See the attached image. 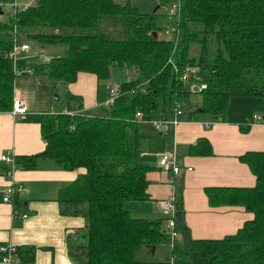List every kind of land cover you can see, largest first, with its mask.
<instances>
[{
	"label": "trees",
	"instance_id": "obj_1",
	"mask_svg": "<svg viewBox=\"0 0 264 264\" xmlns=\"http://www.w3.org/2000/svg\"><path fill=\"white\" fill-rule=\"evenodd\" d=\"M23 1L0 0L1 110H12L14 80L21 72L44 74L56 87L75 80L79 71L107 78L115 62L136 71L135 77L110 84L122 93L109 105V114L82 110L80 97L67 91L64 105L74 113L28 112L24 117L39 123L44 149L14 156L15 170L35 169L45 159L64 170L84 169L58 199L61 214L85 218L83 227L67 235L70 257L77 264H264V151L239 156L255 175L254 186L205 189L211 205H238L253 214L233 234L194 239L176 219L181 237L171 242L164 219L134 217L125 207L149 198L146 173L151 167L142 162L137 110L143 117L161 102L164 118L172 117L175 105H181L179 96L194 91L195 80L204 83L196 91L202 109L215 120L232 96L264 97V0H179L178 11L172 10L178 0H160V5L171 2L172 24L164 28L156 10L142 11L129 0ZM6 2L13 8L4 16ZM161 30L169 36H160ZM209 39L217 42L211 59ZM30 41L63 43L65 52L31 62ZM193 41L200 44L196 58L189 54ZM22 43L29 49L14 54V45ZM187 65H196L202 77ZM190 148L206 153L210 145L200 137ZM8 168L5 163L4 174ZM161 245L169 246L170 255L137 260L142 248ZM18 251L27 260L34 257L32 247Z\"/></svg>",
	"mask_w": 264,
	"mask_h": 264
},
{
	"label": "crops",
	"instance_id": "obj_2",
	"mask_svg": "<svg viewBox=\"0 0 264 264\" xmlns=\"http://www.w3.org/2000/svg\"><path fill=\"white\" fill-rule=\"evenodd\" d=\"M26 72H21L14 80V97L23 102L25 111L13 114L12 110L0 109V156L41 152L44 141L40 125L24 117L28 112L60 111L53 102L50 79L44 74ZM33 75L40 80V99L35 94L34 80L37 79ZM100 79L93 72L79 71L75 80L60 83L58 88L63 95L68 91L79 96L82 110L109 114L110 109H100L109 105L105 101L103 105V100L99 99L103 95L107 98L110 84L120 82L112 83L110 78L105 87ZM64 106L61 110H65L67 106ZM163 111L165 117L167 114ZM255 113L264 116V97L236 95L229 99L218 120L200 104L187 113L182 110L177 114L175 126L165 125L150 132L141 130L142 162L151 167L146 173L149 198L126 202V209L134 217L161 218L166 223L169 214L162 210L159 202L180 193L182 203L176 214L181 216L191 238L215 239L235 233L253 214L238 205H211L205 189L255 185V175L239 160L245 152L264 151V121H255ZM143 123L152 125L148 120ZM200 137L209 143L210 150L191 152L190 146ZM164 152L174 153L180 169L177 175L158 164ZM4 164L0 161V246L10 243L16 247L11 264H77L68 254L66 240L68 234L85 225V218L61 214L58 199L61 190L84 169L64 170L45 159L39 161L35 169L14 170L13 178L23 191L9 203L3 201L8 185ZM23 213L27 214L25 218L21 217ZM28 247L34 251L32 260L19 255L18 248ZM138 254L141 257L137 260L141 262L165 258L158 247L151 251L142 248ZM0 264L5 263L0 261Z\"/></svg>",
	"mask_w": 264,
	"mask_h": 264
},
{
	"label": "rangeland",
	"instance_id": "obj_3",
	"mask_svg": "<svg viewBox=\"0 0 264 264\" xmlns=\"http://www.w3.org/2000/svg\"><path fill=\"white\" fill-rule=\"evenodd\" d=\"M27 1H31V0H27ZM119 2H124L126 0H116ZM133 5H136L140 10L142 11H153V9L156 10V20L159 24H161V26L163 27H169L172 24V17H171V2H166L162 5H160V0H129ZM23 5L26 4V1L24 0L22 2ZM13 8L12 3L10 2H6L3 3V15L7 16L8 12H10V10ZM163 27V28H164ZM159 35L161 36H169L168 34L166 35V33H164V30L159 31ZM30 55L27 56V60L31 61V62H38V61H43L46 60L47 58H49L52 55H60L63 54L65 52V47L66 45L63 43H57V44H47V45H40L39 43H37L36 41H30ZM207 49H208V59H211L215 53V49L217 47V42L209 39L207 42ZM199 49H200V44L193 41L192 43H190L189 46V54L190 56H195V58L198 56L199 54ZM190 73H195V75H201L202 71L200 69L197 68V66L195 65H187ZM207 74V73H205ZM136 75V71L134 67H128L126 66L124 63H119V62H115L113 64H111L110 66V71H109V76L107 78H103L100 79V83H105V87L106 84L108 82V79H111V82H123L126 81L130 78L135 77ZM205 76V75H204ZM33 77H35L33 75ZM202 77V76H200ZM37 79V81L34 80V88H36L35 94L37 99H40V97H42L41 93L38 92V89L40 88V80H38L39 78L35 77ZM199 82V81H197ZM196 80L192 81V83H194L193 85V90L191 92H188L186 95L185 94H181L179 96L180 99V104L182 106V110L187 113L189 110H191L192 108H197L200 106L201 104V100H200V94L199 91H196L194 89V87L196 86L197 89L199 90L200 87L202 85H204V83H197ZM60 85V84H59ZM59 85H57L56 87L51 86V88L53 89L52 92V97H53V102L57 105V108L59 110L62 109L63 105H64V100L63 97L64 95L61 92V89H59ZM187 86L191 85L190 81H187L186 83ZM42 91V89H41ZM55 94H60L58 99H55L54 95ZM16 97V96H15ZM13 95V99L15 98ZM106 99V95L100 97V101L103 102ZM101 105V106H103ZM110 109V111L112 110L109 106H105V107H101L100 109ZM93 112V111H91ZM163 109H162V104L161 102L158 103V105L151 110L149 113H145L144 116L142 117V119L144 120H140L138 122V126H139V132H141V130H145L147 132H150L152 130H156L157 127L151 125V124H145L143 122H146L147 120H151V119H158V120H162L164 118V113H163ZM98 113H103V112H98ZM146 120V121H145ZM162 128H165V125L162 123ZM156 128V129H154ZM164 228L166 230H168L166 228V223L164 224ZM158 251H161L163 254H165V256L170 255V250H169V246H164L161 245L158 247ZM141 256L138 254L137 255V259H139ZM164 257V256H163Z\"/></svg>",
	"mask_w": 264,
	"mask_h": 264
},
{
	"label": "built area",
	"instance_id": "obj_4",
	"mask_svg": "<svg viewBox=\"0 0 264 264\" xmlns=\"http://www.w3.org/2000/svg\"><path fill=\"white\" fill-rule=\"evenodd\" d=\"M180 6V1L178 0L176 3H173L172 10L178 11ZM29 45L28 43H22V44H15L13 47V53L17 54L21 50H28ZM15 57V56H14ZM182 78H186V75H182ZM203 86V85H202ZM122 93V91L119 89L117 85H110L108 88V96L105 100V104L107 105H112L114 103V100ZM25 111V106L23 105V102L19 100L17 97L14 98V104L12 108L13 114H19L23 113ZM67 113H74L75 111L69 108H65L64 110ZM182 112V106L179 104L175 105L174 108V115L170 118H163L162 120L158 119H151L148 120L150 121L154 126L161 128L162 123L166 126H175L178 122L177 120V114ZM135 117L138 120H142V113L141 111L137 110L135 113ZM255 117V121L257 122H262L264 121V116L261 115L260 113H255L253 115ZM0 161L6 163L9 165V168L5 172V176L8 180V185L5 188L4 196H3V201L5 202H12L13 197L15 195L20 194L23 191V188L20 184H17L13 178V173H14V156L6 153L2 154L0 156ZM158 164L163 167V168H169L171 172L175 175H177L180 172V169L176 163V158L174 153L172 152H164L158 161ZM188 170L190 168H187ZM176 195L172 194L169 198L161 200L160 206L163 211L169 214V217L166 220V228L168 229L167 235L172 242L175 240L178 235L179 231L176 229ZM27 216L26 213H23L21 215L22 218H25ZM0 253H1V258L0 261L5 263V264H11L14 261L15 254H16V247L12 244H4L0 246Z\"/></svg>",
	"mask_w": 264,
	"mask_h": 264
},
{
	"label": "water",
	"instance_id": "obj_5",
	"mask_svg": "<svg viewBox=\"0 0 264 264\" xmlns=\"http://www.w3.org/2000/svg\"><path fill=\"white\" fill-rule=\"evenodd\" d=\"M154 10H155V9H153V11H154ZM0 11H1V10H0ZM25 74H27V72H26ZM194 89H197V87L195 86ZM54 97H55V99H58V98H59V95H58V94H55ZM176 218H177V220L179 221V220L181 219V216L177 213V214H176ZM153 250H154V247H153Z\"/></svg>",
	"mask_w": 264,
	"mask_h": 264
}]
</instances>
